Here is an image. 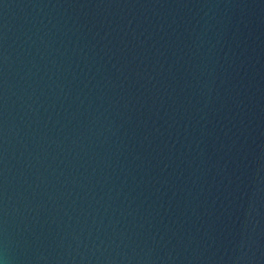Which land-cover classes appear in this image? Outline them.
<instances>
[{"label": "water", "instance_id": "obj_1", "mask_svg": "<svg viewBox=\"0 0 264 264\" xmlns=\"http://www.w3.org/2000/svg\"><path fill=\"white\" fill-rule=\"evenodd\" d=\"M0 264H264V0H0Z\"/></svg>", "mask_w": 264, "mask_h": 264}]
</instances>
